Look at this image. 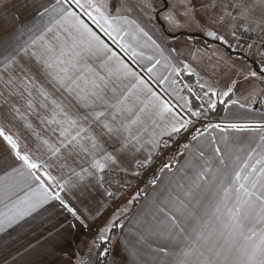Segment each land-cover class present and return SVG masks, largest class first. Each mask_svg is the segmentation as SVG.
Instances as JSON below:
<instances>
[{"label":"snow or ice","instance_id":"6c2138e0","mask_svg":"<svg viewBox=\"0 0 264 264\" xmlns=\"http://www.w3.org/2000/svg\"><path fill=\"white\" fill-rule=\"evenodd\" d=\"M178 3L185 22L254 19L252 6L235 0H200L198 8L192 0ZM143 7L151 9L150 0ZM204 11L209 15L198 19ZM164 19L181 26L174 10ZM203 31L228 43L217 31ZM181 55L107 0H0V248L54 201L87 227L94 188H103L108 174L128 172L129 160L146 169L175 144L184 163L160 170L173 177L163 198L153 199L154 210L130 220L127 235L117 238L114 229L125 228L121 217L129 211L127 204L117 208L90 242L88 257L76 254V264H264V114L214 123L218 105L227 112L228 104H239L231 99L239 81L214 87ZM258 55L261 67L245 64L239 73L250 85L249 104L264 97V52ZM183 73L195 84L183 83ZM63 230V223L52 224L42 255L57 249ZM145 249L150 262L140 258Z\"/></svg>","mask_w":264,"mask_h":264},{"label":"crops","instance_id":"0c3cea01","mask_svg":"<svg viewBox=\"0 0 264 264\" xmlns=\"http://www.w3.org/2000/svg\"><path fill=\"white\" fill-rule=\"evenodd\" d=\"M107 2H111V4H114L111 5L109 3L112 8H119L121 15H127L130 18L135 19L139 23H141V25L145 27V29L148 30L154 36V38H157L158 42H162L165 47L177 48L178 46L179 48H181V50L183 51H179L180 53H182L179 58L184 60L185 63H191L193 67H195L198 71H200L198 68L201 69V67L197 65V63H193L192 61V50L194 49L196 51L197 48H199L200 50L210 49L212 51V56L215 59H217L219 56H223L224 60L230 62L239 61L238 59L243 60L241 56L234 55L227 51L223 45H225L231 51H239L244 56H246L247 54L251 55L250 57L254 56L257 60V65H260L259 60L261 59V57L258 55L259 51L256 50V47H248L246 50L243 51L238 45L236 39H234V36L231 35L232 30L227 31L228 43H224L223 41H218L210 36H206L203 31L202 26H204V22L202 20L200 23H197L198 26H196V29L194 31H185V29H176L175 31L167 30L169 34L168 35L166 34L167 32L165 33L163 31L164 29L161 25L155 23L149 24L150 22L146 21L142 22L140 17H143L145 19H149L150 17V13H145V11L142 9L144 8L142 7V0H122L121 3H119L120 6L116 5V0H107ZM113 14H115V12H113ZM158 14H160V12ZM201 16L206 17V11H204V13L202 14H197L198 19ZM89 23L91 22L89 21ZM184 24L185 23H181V25ZM92 26L93 28H95V25ZM236 27H238V25ZM258 28L260 29V33L264 34V28L262 29V26ZM95 30L99 32V29ZM235 31L237 34V29ZM196 34H198L197 37L191 36ZM100 35L103 36V33H100ZM104 39L107 40V37H104ZM108 42L111 44V41ZM230 42H232V45L229 44ZM112 47L115 48L117 52H119V49L116 48L115 45H112ZM121 55H123V53H121ZM247 57L250 58L249 56ZM125 59H127V57H125ZM243 61H245V59ZM129 63H131V61H129ZM257 68L259 67L257 66ZM137 70L139 71V69ZM141 74L145 75V79H147V75L145 73L141 72ZM150 83H152V86L156 89L157 92H159L161 95H165L166 99L169 98L163 92L162 86H158L151 81ZM182 94L186 95L187 93ZM249 108H251L252 111H249ZM262 114H264V110L259 106L253 107L252 104H249L245 108H240L239 104H228V111L225 112L223 109L220 119L217 121H212L214 123L220 122L221 118H225L227 120H258L260 119ZM24 135H28V133L25 132ZM4 147L5 146L0 143V153L3 152ZM146 154L147 153L145 152L137 153V157L143 159ZM183 163L184 159L179 155L177 163L172 169L176 170L180 168ZM123 166L127 167L128 171H134L136 169L135 161L132 160L125 161ZM54 174L57 173L54 172ZM0 175H3L2 170H0ZM172 177L173 172H169L167 169H165L164 172H160L158 174L157 184L154 185L152 183H149L145 187L146 190L143 195V199L140 204H138L139 209H144L141 214L150 210H154V206L152 204L153 199L157 197V194H160L159 198H163V195L165 194V189L169 186V182ZM105 189V187L101 188L98 185L94 188L95 195L92 201L88 204V210L86 213V216L94 218H88L85 220V223L88 225L87 227L80 226L77 221H74L69 214H67L62 208L59 207L58 202L54 201L48 206H46L48 208V212H45L42 217L37 216L35 220L30 221V227H27L22 232L12 233L13 239L9 240V243L6 246L0 248V264H3L4 260H7L8 264H34V262L36 261H42L43 264H75V261L77 260L76 254L79 253L80 255L81 251L84 248L85 241L89 239L90 236L96 235L97 226L102 221L103 217L105 216V213L107 212L110 206L109 197ZM61 195H65V193H61ZM66 199H69V202H71L74 206H77L81 210H83L84 205H80L77 203V201L72 200L71 196H66ZM101 206H103V211L100 213L99 216H97L96 210L101 208ZM139 209L137 211H139ZM137 211H135L134 215L137 214ZM133 213L124 222L125 228L119 229L117 238L121 237L122 235H127V227H129V221L133 220L134 218ZM70 222L77 224V227H68ZM60 223H63L65 225V230H63V237L60 244L57 246V249L54 252L51 249H48L49 254L42 255L44 249L48 248V229L52 228V224H57L58 227ZM25 249L28 250L25 251ZM13 257H15V259H13ZM140 258L145 262H150L153 260V254L150 253L147 249H145L141 252ZM129 259H131V257H129Z\"/></svg>","mask_w":264,"mask_h":264},{"label":"rangeland","instance_id":"374dc122","mask_svg":"<svg viewBox=\"0 0 264 264\" xmlns=\"http://www.w3.org/2000/svg\"><path fill=\"white\" fill-rule=\"evenodd\" d=\"M121 1L122 0H116L117 4L116 3L115 4L120 6L119 3H121ZM142 1L144 3V0H142ZM192 2L194 5H196L197 8L199 7L200 0H192ZM225 2H227V0H217L218 4L225 3ZM235 2L242 3V4L247 5V6H252V16L254 17V19L251 21L240 20V21L233 22L230 18H226L223 24L213 23L211 20H209L207 22V24L204 23L203 24L204 26H202V27L203 28H209L211 30H216L219 34L224 35L225 39L227 40V37H228L227 31L228 30L231 31L232 25L235 24V30L237 29V31H238L239 28H240V30L237 32L236 36H234V39H236V41L238 42V45L240 46V48L243 51L246 50L249 47V45L251 44L252 46L256 47V50H258L259 52H264L258 47L259 45H256L254 43H247V44L242 43V42H244L242 40H244L245 38H252L256 41H264V34L260 33V29L258 28L261 26H262V29L264 28V6H259L257 0H235ZM109 3L111 4V2H109ZM150 3L152 5L151 9L142 8L145 11V13H147V12L150 13L149 19H145L143 17H140L142 22L146 21V22H150L149 24L155 23V24L161 25L163 27V29H164L163 31L165 33L167 32V30L175 31L176 29H185V31H194L196 29V26H198L197 22H195V21L185 22V19L182 16L183 8L179 5L178 0H150ZM111 5H114V4H111ZM173 6H175V7L173 8ZM142 7H143V5H142ZM170 10H174L176 13L177 19H179L181 21V23H185V24L181 25L179 28L170 27L169 22L164 19L165 15ZM159 12H160V14H158ZM202 13H204V12H197L196 16H197V14H202ZM206 15L207 16L209 15V13L207 11H206ZM237 25H238V27H236ZM242 25H247L248 27L255 28L256 31L245 32V31H243V28L241 27ZM166 34H168V32ZM196 35H198V34H196ZM240 37H242L241 41H240ZM229 44L232 45V42H230ZM177 49L179 51H183L178 46H177ZM197 50H199V51H197ZM197 50L196 51L194 49L192 50V54H193L192 57L196 56V59L192 58V61H193V63H197V65H199L201 67V69L198 68L200 71L197 70L201 74V76L205 80H208L210 83L213 84L214 87H217V88H224L227 84L230 83L231 80H238L239 85L234 90V93L231 95V99L238 100L239 104H246V106L249 105L248 96H249V91H250V85L247 81L244 80L243 75H241L239 73L242 72V67L245 64L250 66L249 65L250 63H248L247 60L243 57H242L243 60L245 59L246 62L241 60V59H238L239 61H234V62L227 61V63H225L224 61H220L218 63L217 59H215L212 56V51L210 49H207V50L201 49L200 50L199 48H197ZM185 53H187V52H185ZM199 54H200V56H199ZM247 56L250 57L251 55L247 54L245 57H247ZM209 57H211V59H209ZM248 59H251L254 61L255 64H258L257 60L254 56H252ZM257 66L261 67V65H257ZM252 67H254V66H252ZM252 69L255 70V67ZM195 80H196V78H195ZM227 99L228 98H225L226 101H227ZM262 101H264V97L258 96L256 98L255 103H251V104L253 107L259 106L264 110V102H262ZM175 148H176V145L173 144L170 148L160 151L159 152L160 156H159L158 160L164 156H167L166 162L170 163L172 160H174V157L172 159V158H169L168 155L171 154L173 152V149H175ZM176 157H179V155ZM153 167H154V163H153V165H150L146 169H135L134 171H128V173L127 172H115L114 171L105 177V183H104L105 186L104 187L107 189V191L112 192L113 195L111 197L108 196L110 206H109L107 212L105 213V216L103 217L102 221L97 226L96 235L98 233V230L101 227H103L106 224V222L112 217V214L116 212L117 208H121L122 206L127 204L129 211L132 210V203L129 204L128 202L130 200H132V198L134 196H136L137 192L144 195L145 190H146L145 187L148 185V184H145V182L151 176V174L153 172ZM135 171H139L140 175L139 176L132 175V173ZM143 184H145V185H143ZM136 200L137 199L133 200V202ZM140 202H138V204H140ZM138 204L136 205V209H134L135 211H137L139 209ZM134 210H133L134 213L132 212L133 215L135 214ZM143 210H144L143 208H140L139 211H137V214L134 215L133 220L138 215H141ZM127 213H125V214H127ZM128 218L123 219L122 220L123 223ZM119 229L120 228H118V233H119ZM127 229H128V227H127ZM118 233L115 235L117 236ZM95 236L92 235V236H90L89 239H87L85 241L84 248L80 254L81 256L85 255L86 251L88 250V246H89L90 242L92 241V239ZM75 264H76V261H75Z\"/></svg>","mask_w":264,"mask_h":264},{"label":"trees","instance_id":"16d2710c","mask_svg":"<svg viewBox=\"0 0 264 264\" xmlns=\"http://www.w3.org/2000/svg\"><path fill=\"white\" fill-rule=\"evenodd\" d=\"M221 46H222V44H221ZM223 46H224V48H225L227 51H229L230 53L245 58V59L250 63L251 66H254L256 69H258V68H257V64H255L254 61L248 59V57H245V56H244L243 54H241L240 52L231 51V50H230L229 48H227L225 45H223ZM182 77H183V80H182L183 83L195 84V81H196V80H195L194 77L189 78V77L187 76L186 73H183V74H182ZM196 91L199 92V88H197ZM223 109H224V105H218V110H217V112H215V113H211V118H212V120H214V121L219 120L220 117H221V115H222ZM184 142L186 143L187 141H184ZM178 155H179V153L174 152V151H173L171 154L168 155L169 158H172V159H173V157H174V160H172L170 163L168 162V163L171 165L172 168H174V166H175L176 163H177L178 157H176V156H178ZM159 156H160L159 154L154 156L153 161H152V163L150 164V165H153V163H154L153 172H152L151 176L148 178V180L145 182V184H149L150 181H151L153 178H157L158 174L161 172L160 170L164 167L165 164H168V163L166 162V161H167V156H164V157H162V158H160V159L158 160ZM150 165H149V166H150ZM149 166H148V167H149ZM145 184H143V185H145ZM142 199H143V195L140 194L139 197L137 198V200L134 201V202H132V210L129 211V212H128L127 214H125L124 216H122V217H121V220H123V219H125V218H128V217L130 216V214L133 212V210L136 208V205L138 204V202L142 201ZM117 233H118V228L114 229V234H117ZM88 255H89V253H88V250H87L86 253H85V255H84V257L87 258Z\"/></svg>","mask_w":264,"mask_h":264},{"label":"built area","instance_id":"2783aa9c","mask_svg":"<svg viewBox=\"0 0 264 264\" xmlns=\"http://www.w3.org/2000/svg\"><path fill=\"white\" fill-rule=\"evenodd\" d=\"M241 39H242V37H240V41H241ZM252 38H245L244 40H242V41H244V42H242L243 44L245 43V44H247V43H254V44H256V45H259L258 47L262 50V51H264V41H256V40H254V39H252Z\"/></svg>","mask_w":264,"mask_h":264},{"label":"water","instance_id":"95a60500","mask_svg":"<svg viewBox=\"0 0 264 264\" xmlns=\"http://www.w3.org/2000/svg\"><path fill=\"white\" fill-rule=\"evenodd\" d=\"M191 36H195V37H197V35H191Z\"/></svg>","mask_w":264,"mask_h":264}]
</instances>
